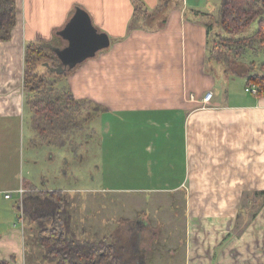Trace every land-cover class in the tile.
Segmentation results:
<instances>
[{
    "label": "crops",
    "instance_id": "crops-1",
    "mask_svg": "<svg viewBox=\"0 0 264 264\" xmlns=\"http://www.w3.org/2000/svg\"><path fill=\"white\" fill-rule=\"evenodd\" d=\"M143 1L150 9L160 3ZM210 2L167 0L155 15L160 24L130 28L132 0H18L17 25L11 38L0 42V129L7 127V118L25 111L18 82L26 42L66 44L58 30L77 7L86 9L111 38L108 48L67 76L77 97L104 108L98 163L104 180L97 189L140 199L166 195L176 210V204L185 205L186 264H264V203L251 220L239 219L244 192L264 189V94L246 93L247 77H232L209 59L204 18L211 16ZM208 90L213 97L204 105ZM21 187L19 206L25 216L51 225L59 205L52 196L55 189L30 197V205L25 198L29 188ZM5 191L0 187V195L10 199ZM147 211L145 218L116 229L126 264H143L142 259L166 264L163 254L149 263L140 247L147 237L142 231L154 225ZM10 219L5 226L0 216V260L46 264L43 258L27 257L24 229ZM157 226L160 230L159 220ZM137 229L142 251L133 254L132 235L127 236Z\"/></svg>",
    "mask_w": 264,
    "mask_h": 264
},
{
    "label": "rangeland",
    "instance_id": "rangeland-1",
    "mask_svg": "<svg viewBox=\"0 0 264 264\" xmlns=\"http://www.w3.org/2000/svg\"><path fill=\"white\" fill-rule=\"evenodd\" d=\"M16 1L17 6L18 0ZM210 1L211 16L205 17L204 20L212 23L213 28L209 38L213 43L216 35H228V32L222 27L220 21L219 11H221L222 0H214V3L213 0ZM17 10H19L18 6ZM160 19L157 20L155 16H150L141 24L153 26L158 24ZM256 28L255 21L246 31L234 36L244 38V36L252 34ZM56 39H59V36H56ZM37 42L43 41L37 40ZM220 64L232 77H246L241 74H233L227 70L224 63L220 62ZM46 67L41 63L39 70L47 72L49 68ZM19 78L20 92L25 97L24 86H21L23 75ZM243 90L251 94L246 91L245 87ZM101 111L104 113V108L98 110L93 118L85 124L86 126L73 136V140H71L73 143L67 142L64 145H61L58 139L55 141V139L43 137L37 133L33 127L32 109L27 102L25 111L19 118L11 116L5 120L7 127L0 129V166H2L0 168V187L5 186V192L8 194V198L10 197V199L4 198V192L0 195V216L3 217L5 226L10 218L12 226L16 221L19 228L24 229V247L27 257L33 261L42 259V248L36 237L41 227L50 224L48 221H43L41 224L29 221L28 214L24 216V223L22 222L20 218L22 209L19 206L20 189L23 188L21 186L29 188L25 198L28 200L27 204L31 205L34 199H29L30 197L45 193L44 190L47 187H52L55 190H61L67 197L75 223H77L76 230L79 238L90 237V240H93L110 235L109 240L113 241V236L119 235L116 229L125 227L127 222H130L129 220L132 222L135 219L139 220L138 216L145 218V213H148L147 210L150 209L149 217L155 226H148L146 231H142V234L147 237L140 244L147 257L146 260L148 259L151 263V260L156 259L157 254H163L166 264H186V243L185 237H183L185 205L176 204V210L172 207L173 198L166 195H152V199L149 195H145L143 199H140V196L134 198V196L119 192L106 193L97 189L102 188L104 180L98 169L100 137H103V113ZM106 118L107 116H104V120ZM0 122L4 123L2 120ZM1 169H3L2 172ZM16 186L21 188L17 191ZM98 220L100 223L96 224L95 222ZM158 220L160 221V230L165 228L163 232L157 226ZM170 222L173 223L169 225ZM169 230L173 232H168ZM159 235L161 237L155 241ZM130 236L131 240L136 239L135 245L138 247L139 230L137 229L133 233L130 231L127 237ZM141 248L138 251L134 250L133 254L141 253ZM142 261L143 264L148 263L145 259ZM160 263L162 264V262Z\"/></svg>",
    "mask_w": 264,
    "mask_h": 264
},
{
    "label": "trees",
    "instance_id": "trees-1",
    "mask_svg": "<svg viewBox=\"0 0 264 264\" xmlns=\"http://www.w3.org/2000/svg\"><path fill=\"white\" fill-rule=\"evenodd\" d=\"M133 16L129 27L141 24L150 16H155L164 8L167 0H160L155 9L147 7L143 0H132ZM16 0H0V42L8 40L17 22ZM220 21L228 35H216L210 39L209 59L222 62L229 72L245 75L247 85L255 83L257 95L264 94V0H222ZM256 30L244 38L234 35L246 31L254 22ZM208 36L213 28L208 23ZM57 40V39H56ZM58 45V44H57ZM43 42H26L24 54L23 86L25 103L32 109L33 127L43 137L58 139L61 145L73 143V136L82 130L103 107L89 98L77 97L68 82V72L50 71L57 66L59 59ZM48 62L50 66L45 65ZM42 63L48 69L41 72ZM59 205L55 221L41 227L37 242L42 248L44 263L50 264H126L118 252V244L113 236L100 239H81L77 235V224L70 209V203L61 190L52 192ZM239 219L251 220L259 206L264 203V189L243 194ZM245 218V219H247ZM157 252V251H156ZM147 258V257H146ZM0 264H9L5 259ZM250 264V263H247Z\"/></svg>",
    "mask_w": 264,
    "mask_h": 264
},
{
    "label": "water",
    "instance_id": "water-1",
    "mask_svg": "<svg viewBox=\"0 0 264 264\" xmlns=\"http://www.w3.org/2000/svg\"><path fill=\"white\" fill-rule=\"evenodd\" d=\"M66 42L57 45L44 42L43 46L51 49L59 59L58 65L51 67L57 73L69 72L87 58L94 57L100 50L108 48L111 38L93 22L89 12L77 7L65 26L57 32ZM45 65L50 66L48 62Z\"/></svg>",
    "mask_w": 264,
    "mask_h": 264
},
{
    "label": "built area",
    "instance_id": "built-area-1",
    "mask_svg": "<svg viewBox=\"0 0 264 264\" xmlns=\"http://www.w3.org/2000/svg\"><path fill=\"white\" fill-rule=\"evenodd\" d=\"M246 91H250L251 93L257 94L258 87H257V85L255 83H252V84H250V85H248L246 87ZM212 97H213V91L212 90H208L201 100H202L204 105H207L211 101ZM20 191L24 192L25 189L21 188ZM6 196L8 197V194ZM24 216H25V214H24V212H22L20 218H21L23 223H24Z\"/></svg>",
    "mask_w": 264,
    "mask_h": 264
},
{
    "label": "flooded vegetation",
    "instance_id": "flooded-vegetation-1",
    "mask_svg": "<svg viewBox=\"0 0 264 264\" xmlns=\"http://www.w3.org/2000/svg\"><path fill=\"white\" fill-rule=\"evenodd\" d=\"M133 239H134V240H133V246H134L133 248L135 249V251H136V250L138 251L139 249H138V247H136V245H135L136 239H135V238H133Z\"/></svg>",
    "mask_w": 264,
    "mask_h": 264
}]
</instances>
